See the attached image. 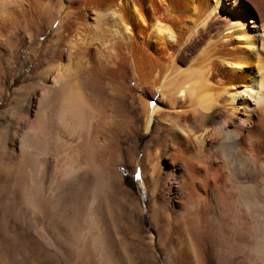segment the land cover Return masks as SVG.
Segmentation results:
<instances>
[{
  "label": "bare ground",
  "instance_id": "1",
  "mask_svg": "<svg viewBox=\"0 0 264 264\" xmlns=\"http://www.w3.org/2000/svg\"><path fill=\"white\" fill-rule=\"evenodd\" d=\"M27 47L1 264H264V0H0L6 98Z\"/></svg>",
  "mask_w": 264,
  "mask_h": 264
},
{
  "label": "rangeland",
  "instance_id": "2",
  "mask_svg": "<svg viewBox=\"0 0 264 264\" xmlns=\"http://www.w3.org/2000/svg\"><path fill=\"white\" fill-rule=\"evenodd\" d=\"M51 35L52 33L51 34L48 33L46 36H44L42 38V42L43 43L47 42L49 38L51 37ZM30 53L31 51L28 47L24 49L20 56V61L22 62L21 65L15 66L14 67L15 69L13 68V70L10 69V75H8V85H7L8 91L10 93V97L6 98L5 93L0 94V114L6 108H8L9 104L12 102V99L14 98L13 97L14 90L21 87L24 84L28 76L31 74V71L34 65L37 63V62L30 63V58H29ZM12 81L14 82L12 83ZM35 82H38V80H35ZM28 92L30 93L31 91H28ZM149 138H150L149 135H146V134L142 135L139 140V146L143 147V145L149 140ZM123 171H124V178H125V186L128 189H130L133 193L140 196L141 199H144L146 202V206H148L150 204L148 200L149 193L142 191L138 185V178L140 176V173L139 172L129 173L128 171H125V170ZM130 252H131L130 253L131 256L133 255L132 257L134 258V262L141 261V258H139L138 253H135L132 249Z\"/></svg>",
  "mask_w": 264,
  "mask_h": 264
}]
</instances>
